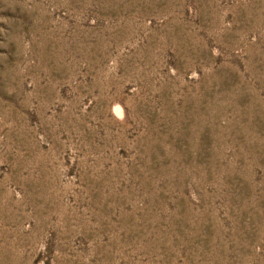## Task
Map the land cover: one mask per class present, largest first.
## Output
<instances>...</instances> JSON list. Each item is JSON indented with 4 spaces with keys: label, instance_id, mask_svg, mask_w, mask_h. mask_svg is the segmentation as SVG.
<instances>
[{
    "label": "rangeland",
    "instance_id": "374dc122",
    "mask_svg": "<svg viewBox=\"0 0 264 264\" xmlns=\"http://www.w3.org/2000/svg\"><path fill=\"white\" fill-rule=\"evenodd\" d=\"M0 264H264V0H0Z\"/></svg>",
    "mask_w": 264,
    "mask_h": 264
}]
</instances>
